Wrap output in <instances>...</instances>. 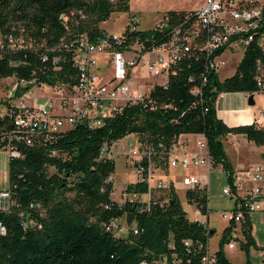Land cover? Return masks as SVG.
<instances>
[{"label": "trees", "instance_id": "trees-1", "mask_svg": "<svg viewBox=\"0 0 264 264\" xmlns=\"http://www.w3.org/2000/svg\"><path fill=\"white\" fill-rule=\"evenodd\" d=\"M116 10H128V0L114 4L110 0H0V32L5 34L14 27L13 32L17 33L21 27L45 43L40 51L48 56L42 62L39 52L4 53L0 55V78L15 75L47 85L72 82L76 70L69 57L54 69L51 60L56 53L48 50L68 35L58 20L59 15L81 11L83 19L77 16L70 20L71 35L87 33L95 40L102 32L100 23ZM259 38L257 35L247 46L234 75L220 81L211 73L202 91L206 99L202 101L197 102L189 92L191 65L171 76L166 88L152 91L158 105L155 110L140 106L126 108L99 129L78 126L67 131L50 146L57 151L55 156H50L47 149L28 147L23 149L21 157L8 159L9 205L6 210L0 209V224L5 229L0 233V264H154L159 256L171 252L184 257L185 239L206 244L211 230L186 219L172 189L164 206L151 202L145 208L141 203L120 205L112 200L113 181L107 179L114 173V162L99 159L100 148L104 142L117 141L130 133L166 145L180 135L203 134L213 165H220L226 171L235 193L225 137L242 135L261 146L264 129L255 124L227 127L216 116L215 102L222 93L252 95L260 91L257 66L259 63L264 67V50ZM11 62L17 64L13 66ZM161 104L168 107H160ZM124 191L146 194L148 187L146 183L135 182L129 183ZM187 199L206 215L204 192H191ZM121 217L128 224L135 222L140 233L129 239L114 238L105 226ZM244 224L247 241L243 247H246L251 241L247 217ZM230 229L229 226L218 242L215 264H231L222 250V245L229 241ZM192 264H197L196 257Z\"/></svg>", "mask_w": 264, "mask_h": 264}, {"label": "built area", "instance_id": "built-area-1", "mask_svg": "<svg viewBox=\"0 0 264 264\" xmlns=\"http://www.w3.org/2000/svg\"><path fill=\"white\" fill-rule=\"evenodd\" d=\"M77 16L84 18L81 11L59 15L58 20L68 35L48 48L49 52L56 53L51 60L54 69H57V63L69 57L76 70L72 82L47 85L15 75L0 78V153L7 159L21 157L23 149L28 147L44 148L50 156H55L57 151L50 146L67 131L78 126L99 129L126 108L140 106L155 110L158 105L151 96L152 91L157 87L166 88L171 76L191 65L189 92L197 102L202 101L206 99L202 91H205L208 77L211 73L218 77V70L227 63L221 60L224 51L240 46L246 50L257 35H260L259 41L264 37L263 5L257 6L251 1L204 0L197 10L166 14L146 30L140 29L138 17L132 15L119 34L102 31L95 40L87 33L71 35L70 20ZM13 31L14 27H11L5 34L0 32V55L39 52L41 61H47V54L40 51L45 45L42 40L25 33L21 27L17 33ZM16 64L11 62L13 66ZM262 69L258 63L256 81L259 90L264 88V78L260 76ZM141 70L145 75L139 74ZM43 90L48 93L42 96L30 93ZM261 116L264 121V113ZM186 135L197 137L191 151L188 150V138L179 136L166 145L147 140L139 133H130L117 141L102 144L99 159L112 160L111 150L117 147L124 157L126 169L138 178L136 182L146 183L148 187L146 194L124 191L120 205L141 203L149 208L154 202L164 206L170 199L171 189L176 195V191L182 190L190 203L188 194L202 191L207 198L208 215L207 179L188 170L203 167L209 170L214 165L205 136ZM120 140L122 144H118ZM169 171L174 174L169 175ZM235 180V188L240 187L241 181L247 182L249 188L242 198L235 199L232 209L220 213L221 219L231 228L228 249L236 243L234 229L249 215L264 211V164L252 166L245 178L238 171ZM107 181H113L112 177ZM230 192L229 188H224L222 194L227 197ZM1 198L9 204L8 192L0 194V203ZM190 204L194 206V215L200 216L201 208ZM193 221L211 230L207 223ZM105 229L117 239H129L140 233L135 222L128 224L125 217L110 221ZM4 232L0 224V233ZM208 240L203 244L185 239L182 242L184 257L171 252L159 256L154 264H192L195 257L197 264H215L217 250H210Z\"/></svg>", "mask_w": 264, "mask_h": 264}, {"label": "rangeland", "instance_id": "rangeland-1", "mask_svg": "<svg viewBox=\"0 0 264 264\" xmlns=\"http://www.w3.org/2000/svg\"><path fill=\"white\" fill-rule=\"evenodd\" d=\"M118 0H110L113 4ZM132 10L129 9L128 0V10L126 11H114L110 17L100 23L99 27L109 31L111 33L119 34L124 26L126 25L130 16L135 15L139 19L140 29L146 30L151 28V26L158 20V18L163 14L165 10H181L186 11L192 8H196L198 0H131ZM236 1H251L257 6H262L264 0H236ZM103 31V30H102ZM264 50V37L259 41ZM245 48L243 46L237 47L236 49H227L221 56V60L227 61V63L218 70L219 80H224V78L231 77L234 75L236 67L242 56L244 54ZM139 74L145 75L144 71H138ZM138 74V73H137ZM261 78H264V72L260 73ZM264 89V88H263ZM262 89V90H263ZM260 90V91H262ZM46 95L48 92L43 91H31V95L35 96ZM258 96V95H257ZM256 96V97H257ZM258 98V102L255 108H261L264 111V95ZM259 128L264 129V122L259 125ZM196 136H190L188 138L189 142L194 143ZM242 143L236 145L232 141L225 139V149L228 154V161L231 164H237V170L243 173V178L247 177L248 171L254 164L258 163L260 154L262 153L263 145L258 146L253 142H249L244 138H239ZM123 141L120 140L118 144H122ZM112 161L114 162V173L112 175L113 180V192L111 194L112 200L116 203L121 204L123 201V194L125 187L129 183H134L138 178L125 167V160L122 155L119 154L117 147L112 148ZM232 167V165H231ZM239 168V169H238ZM188 172H192L197 175H201L207 179V195H208V207L209 213L208 217L206 215L195 216L194 206L186 201L182 190L176 191L178 202L181 210L184 212L185 217L188 221H193L197 219L200 222L207 223L214 233L210 235L208 244L211 251H216L218 249V242L225 230L229 225L224 222L220 213L225 210H230L235 205V195L230 188L228 183L226 171L219 165L210 167L209 170L203 168L190 169ZM179 175V174H178ZM180 176V175H179ZM224 188L230 189V196L225 197L222 194ZM244 187H241L242 190ZM8 189V177L4 170L0 169V194L7 192ZM146 199V197H143ZM1 202H5L4 198H1ZM248 224L250 225L248 229L250 240L246 247L243 245L246 243V237L243 234V224H239L234 231L236 232L235 245L232 249L227 248V243L222 245L223 253L226 258L231 262V264H264V211L256 212L247 217ZM120 223H124L120 221ZM245 225V224H244Z\"/></svg>", "mask_w": 264, "mask_h": 264}, {"label": "crops", "instance_id": "crops-1", "mask_svg": "<svg viewBox=\"0 0 264 264\" xmlns=\"http://www.w3.org/2000/svg\"><path fill=\"white\" fill-rule=\"evenodd\" d=\"M203 2H204V0H198V2L196 4V8H192V9L186 10V11L197 10L198 8H200L202 6ZM129 9L132 10V1L131 0H129ZM167 9L168 10H165L163 12V14L158 18V20H156V22L152 26H154L157 22H159L168 12H186V11H181V10H177V11L170 10L169 8H167ZM100 29L103 31H106V30L102 29V27H100ZM262 71L264 72V67H263ZM220 81H222V80H220ZM261 94L264 95V89L262 91H259V92L252 94L253 100H254L253 106L247 105V99L249 96L248 94L240 93V92L220 94L217 97V100L215 102V110H216L217 118L220 121H222L224 123V125H226L229 128L238 127V126H246V125H251V124H255L259 128V125L264 122L262 119V116H261L264 113V111L261 108H255V106L258 102V98L262 97ZM190 136H192V135H180L179 137L189 138ZM241 137L244 138V136H242V135H227L225 137V139L227 138L228 141H232L236 145V147H238L237 145H240L239 143H242L241 140L239 139ZM225 145H226V143L224 140V146ZM193 149H194V144L189 142L188 150L191 151ZM263 149H264V145H263ZM225 151H226V149H225ZM226 155L228 158L227 153H226ZM260 158H261V160H259V162L256 164H264V150L260 154ZM7 163H8V159L6 158V156L4 154L0 153V169L4 170V172L7 173V177H8ZM231 165H232V170H233V179H234L233 185H234L236 183L235 175L239 170H237V167H236L237 164H231ZM205 169H207V168H205ZM172 174H174V171H169V175H172ZM241 187H244V188L241 190L240 189ZM248 188H249V184L247 182L241 181L240 187L235 188V193H234L235 199L237 200V199L242 198V196L245 194V192L248 190ZM8 205L9 204L6 201L1 202L0 203V209L6 210Z\"/></svg>", "mask_w": 264, "mask_h": 264}, {"label": "water", "instance_id": "water-1", "mask_svg": "<svg viewBox=\"0 0 264 264\" xmlns=\"http://www.w3.org/2000/svg\"><path fill=\"white\" fill-rule=\"evenodd\" d=\"M14 94V91H12V95ZM247 105L249 106H253L254 105V100H253V96L252 95H249L248 96V99H247ZM214 232L211 231V234H213Z\"/></svg>", "mask_w": 264, "mask_h": 264}]
</instances>
